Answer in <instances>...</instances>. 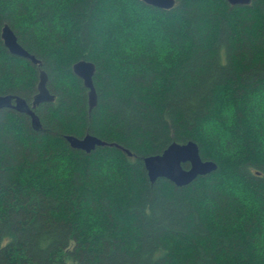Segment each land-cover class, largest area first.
Masks as SVG:
<instances>
[{
  "label": "trees",
  "instance_id": "obj_1",
  "mask_svg": "<svg viewBox=\"0 0 264 264\" xmlns=\"http://www.w3.org/2000/svg\"><path fill=\"white\" fill-rule=\"evenodd\" d=\"M5 22L56 98L41 128L0 108V264H264V0H0ZM39 70L0 35V97L30 105ZM87 133L132 155L65 138ZM190 140L217 169L151 182L144 158Z\"/></svg>",
  "mask_w": 264,
  "mask_h": 264
},
{
  "label": "water",
  "instance_id": "obj_2",
  "mask_svg": "<svg viewBox=\"0 0 264 264\" xmlns=\"http://www.w3.org/2000/svg\"><path fill=\"white\" fill-rule=\"evenodd\" d=\"M150 6L160 9H172L176 0H142ZM231 5H246L252 0H227ZM1 38L8 51L16 56L28 59L36 65L39 70V81L37 93L34 95L32 103L29 105L24 98H16V105H12V96L0 97V108L4 105L15 107L26 112L30 117L35 128H41V120L36 113V108L45 102H52L56 96L48 87V74L42 69L43 61L35 54L28 51L19 41L14 29L8 22H5L1 28ZM75 74L80 77L86 88H88L89 111L97 105V91L94 85V75L96 65L92 61L80 60L73 66ZM66 140L74 149H80L87 153L95 150L97 146L115 145L126 151L128 155L132 152L123 148L117 143H108L100 137L87 133L83 137L67 134ZM188 164L185 168L184 164ZM144 165L151 182L158 178H166L177 186H185L193 182L198 176L206 175L217 169L218 165L213 160H204L200 153V147L196 141L190 140L185 143L173 142L162 153L149 155L144 158Z\"/></svg>",
  "mask_w": 264,
  "mask_h": 264
},
{
  "label": "rangeland",
  "instance_id": "obj_3",
  "mask_svg": "<svg viewBox=\"0 0 264 264\" xmlns=\"http://www.w3.org/2000/svg\"><path fill=\"white\" fill-rule=\"evenodd\" d=\"M262 96V95H261ZM223 111H225V109H223ZM211 124V123H210ZM211 127L213 128V129H215L216 130V127L212 124L211 125ZM240 190H242V188H240Z\"/></svg>",
  "mask_w": 264,
  "mask_h": 264
}]
</instances>
